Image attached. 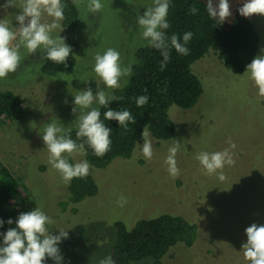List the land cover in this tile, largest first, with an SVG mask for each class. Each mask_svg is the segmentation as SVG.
<instances>
[{"label":"rangeland","instance_id":"1","mask_svg":"<svg viewBox=\"0 0 264 264\" xmlns=\"http://www.w3.org/2000/svg\"><path fill=\"white\" fill-rule=\"evenodd\" d=\"M4 3L0 0V5ZM23 3L24 0H16V7L0 9L5 12L2 19L13 30H18L15 16ZM101 3L103 9L95 14L87 11V0L79 6L76 3L75 30L65 28L61 21L63 31L56 29L51 33L53 38H65L71 47L76 58L73 69L60 72L49 65L43 47L35 54L21 47L19 67L0 79V89L13 92L29 110L23 119L0 128V164L22 179L34 199V209L40 207L54 220L48 226L50 234L68 231V238L58 245L62 264H98L112 254L118 222L131 229L138 220L163 214L180 216L196 225L198 238L192 247L176 246L162 264H250L243 255L245 229L252 223L264 225V97L258 95V88L247 73H232L215 55L192 66L204 88L197 105L191 109L173 105L169 110V117L177 126L175 136L161 142L149 136L154 150L150 161L142 154V139L130 159H116L103 170L91 167L89 175L97 184L95 196L63 206L68 184L49 163L42 139L44 129L53 121L77 129L79 110L73 113L72 109L76 107L74 96L80 91L91 88L95 95L104 89L113 95L116 89H107L93 70L97 53L114 48L127 65L135 63L137 50L148 44L137 18L153 5V0ZM243 3L244 0H229L232 15L222 23L224 30H229L235 16L240 15L238 9ZM247 19L261 39L258 55H264V16ZM42 22L52 23L53 18L44 13ZM128 78H121V87ZM93 107L98 108L99 104L94 103ZM229 138L236 144V163L223 169L226 179L205 175L196 155L228 148ZM173 141L180 143L177 178L168 173L165 164ZM64 155L72 158L73 164L83 160L79 152ZM121 196L127 200L123 207L118 204ZM131 264L154 261L146 258Z\"/></svg>","mask_w":264,"mask_h":264},{"label":"trees","instance_id":"2","mask_svg":"<svg viewBox=\"0 0 264 264\" xmlns=\"http://www.w3.org/2000/svg\"><path fill=\"white\" fill-rule=\"evenodd\" d=\"M65 5L63 25L70 31L75 30L78 9L74 0H61ZM207 3L201 0H171L167 20L170 27L165 35H178L182 41L183 34L192 32L193 36L186 45L188 55H181L174 48L170 50V60L161 70L163 57L160 50L148 46L140 47L136 52V61L132 64L133 72L127 82L114 90L113 95L123 97L111 101L112 110H128L136 123L128 124V129L119 126L115 120H104L106 108L99 105L101 120L111 128L112 141L110 151L103 157L95 156L93 150L85 143L83 160H87L93 169H106L116 159H130L138 143L143 139L144 127L157 142L167 141L176 134L177 126L169 117L170 108L175 105L182 109H191L197 105L204 88L192 66L208 55H215L224 68L234 74H242L246 66L258 55L261 39L254 24L247 18L236 15L229 30L211 19L206 10ZM198 9L195 15L189 9ZM46 56V54H45ZM49 65L60 72L73 69L76 58L72 51L65 64H57L47 59ZM148 95L149 101L137 107L135 98ZM24 101L8 90L0 89V128L7 127L28 115ZM77 129L71 131V138L76 139ZM73 164L72 158H67ZM67 202L79 204L97 193L95 180L74 178L67 185ZM34 209V199L21 178L16 177L7 167L0 164V219L4 221L0 233L16 227L19 214ZM13 224L7 223L8 219ZM196 225L180 216L163 214L152 219L138 220L129 229L123 222L116 224V242L112 258L116 264H131L151 258L154 264H162L169 253L178 245L192 247L198 238ZM3 237L0 236V245ZM44 264H54L47 258Z\"/></svg>","mask_w":264,"mask_h":264},{"label":"clouds","instance_id":"3","mask_svg":"<svg viewBox=\"0 0 264 264\" xmlns=\"http://www.w3.org/2000/svg\"><path fill=\"white\" fill-rule=\"evenodd\" d=\"M83 0H74L77 6ZM171 0H153V5L148 7L142 16H138V25L143 29L142 37L147 41L148 46L160 50L163 60L160 64L163 70L170 60V50L174 48L181 55H188L190 50L186 45L192 39L193 33L183 34L182 41L178 35L170 37L165 35V31L170 27L167 20ZM16 7V0H5L0 9ZM87 11L97 13L104 5L101 0H87ZM65 5L61 0H24L22 10L15 16L18 21V30H13L7 20L0 19V79L7 78L9 73H14L20 65V48L24 47L28 53L35 54L41 47L46 50L47 59L57 64H65L71 47L65 43V38L60 35L53 38L51 33L60 29L63 31L60 22L64 20ZM207 13L211 19H215L217 24H222L232 15L229 0H208L206 6ZM190 13L195 15L197 8L191 7ZM243 17L253 15L264 16V0H244L243 6L238 9ZM46 13L53 18L52 23H43L42 15ZM15 41V43H13ZM94 72L99 76L107 89H118L121 87L122 77H131L132 63L124 65L121 54L114 48H108L103 54L97 53L94 57ZM245 73L258 88V95L264 97V55H257L251 63L246 66ZM87 82V81H84ZM123 97H116L108 94L104 89L98 90L95 95L91 88L80 91L74 96L76 107L73 113L79 110L77 120L76 139L83 142L77 143L71 138V128H65L53 121L44 129L42 139L49 152V163L57 170L63 182L70 184L74 178H86L90 174L91 164L87 160H82L75 164L69 163L64 155H71L79 152L84 153L85 143L93 150L95 156L103 157L110 151L111 128L107 127L101 120V111L93 104H99L107 109L103 113L104 120H115L119 126L128 129L129 123H136L135 118L128 110H112L109 108L111 101H118ZM149 101L148 95H141L135 98L137 107H142ZM150 132L144 127L142 137L144 140L142 154L146 160H151L154 156L152 142L149 139ZM229 147L216 152L202 151L196 155L204 174L208 176L217 175L220 181H224L226 176L223 172L225 166H234L236 144L228 140ZM180 150V143L173 141L168 149L165 159L168 173L177 178L180 169L177 166L176 155ZM127 203L124 196H121L118 204L123 207ZM9 225L13 220L8 219ZM54 220L48 216L40 207L19 214L15 221L16 227L9 228L6 233H0L3 237V244L0 245V264H44L47 258H51L56 264H62L58 245L62 239H67L68 231L59 230V234H50L49 225L54 224ZM4 221L0 219V227ZM247 242L243 244V255L250 264H264V225L252 223L245 229ZM98 264H116L111 255L99 260Z\"/></svg>","mask_w":264,"mask_h":264},{"label":"crops","instance_id":"4","mask_svg":"<svg viewBox=\"0 0 264 264\" xmlns=\"http://www.w3.org/2000/svg\"><path fill=\"white\" fill-rule=\"evenodd\" d=\"M1 1H3V0H1ZM4 17H5V12H3V10H2V11H0V18L2 19ZM8 19H11V18H9V16H8Z\"/></svg>","mask_w":264,"mask_h":264}]
</instances>
